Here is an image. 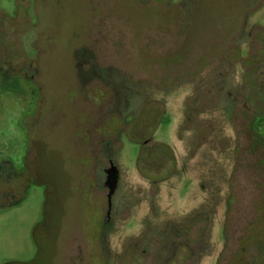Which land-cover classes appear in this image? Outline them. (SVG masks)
<instances>
[{
    "label": "rangeland",
    "instance_id": "obj_1",
    "mask_svg": "<svg viewBox=\"0 0 264 264\" xmlns=\"http://www.w3.org/2000/svg\"><path fill=\"white\" fill-rule=\"evenodd\" d=\"M11 20L0 57L36 59L46 103L0 83V264H264V0H0ZM114 149L133 198L108 213Z\"/></svg>",
    "mask_w": 264,
    "mask_h": 264
},
{
    "label": "flooded vegetation",
    "instance_id": "obj_2",
    "mask_svg": "<svg viewBox=\"0 0 264 264\" xmlns=\"http://www.w3.org/2000/svg\"><path fill=\"white\" fill-rule=\"evenodd\" d=\"M27 14L28 13L25 14V17L24 18L28 20ZM11 23H12V25L9 26V28H8L7 26L9 24H11ZM13 23H16L15 20H11L10 23L7 26L5 25V28L4 27H1V29H3L2 32H0V38H1V40H3L6 37V34L5 33L8 31L7 29L14 30L13 32L19 31V29L17 28V25H14ZM34 46H35V44H34ZM14 50H16V49H14ZM19 52H20V55H22V59H23V60L20 61V64L22 65V67L14 66V63H11L10 62L9 56L0 57V83L10 84V85H13V87L18 86V87L21 88L22 87L21 86V81L22 80L29 81L30 84H32V85H34V86H36L38 88V97L39 98L37 100V106H36V108H38V110L39 109H42L44 107L46 101H45L44 96H42V93H41L43 85H42V83H40V84L38 83V77H39V74H40V69H39L38 64L36 62V59H32L31 57H29L26 54L24 48L22 50L20 49ZM100 64L101 63H99L97 65V63H94L93 64L94 65V68L92 69V71L88 72L86 75H88V76H94L96 78H98V77L101 78L102 77V78H107L109 80H114L115 75L112 72H116L117 71L116 70L117 67L111 66L110 73L109 74H106V73H104V71L102 69H107L108 67L106 68L104 65L103 66H99ZM90 66L91 65H89V68H87V70H89L91 68ZM16 67H19L20 68V69L18 68L19 71H17L18 69ZM30 69H32L31 72H30ZM39 80H40V78H39ZM128 86H131L132 89H133V91H130L129 92L128 91V88H127ZM117 97H118L117 98L118 101L116 100V102L118 104L117 105V108H120L121 110H124L126 113H128L133 108L134 104L136 103V99L140 97V89L136 86V83H135V81L133 79L124 78V82H123L122 87H120L117 90ZM124 123L126 124V126L129 125V124H131L129 122L128 123L127 122H124ZM130 133H128V134H130ZM151 138L152 137H150L147 140H145L144 143H141V142H139L137 140H136V142L139 143L142 148H144V146L146 144H148V142H149V140ZM132 140H133V138H132ZM116 150L117 149H114L110 153V156H111L109 158L110 165L107 166V167L104 166V168H103V174L105 176V180H104V183L103 184L105 185L106 188H108V192L110 191V188L107 185L108 184L107 182H108L109 176H110L109 170H110L111 167L115 166V167H117V172H118V175H117V178H116L117 179L116 180V185H115V188H114V191H113V194H112V198H111V212L114 210V208H116L119 205L118 204L119 202H121V204H123L124 201H126L125 203H128L127 200H128V196H129V193L123 187L124 186V184H123V180L124 179H123V174L121 172V169H120V166H119L117 157H116ZM148 151H151V150H148ZM143 152H145V149H144ZM171 156L173 157V160H169V159L168 160L167 159H161V160H164V162L166 161V164H168V165L170 164V166L168 167L170 170H171V167H174V170H175L177 168V160H176V157H174L175 156L174 154H172ZM5 162L6 161H4L3 163H5ZM9 165L10 164H7V163L2 164V167L0 169V174H2V178H3V181H4V182L3 181L2 182L5 184V182H8V181L11 182L12 180H14L15 183L16 182L18 183L20 178H17V175H16L17 172H16L15 168H11ZM152 171L154 172V170H152ZM140 172L142 173L141 170H140ZM148 173H149V171L146 172V173H144V174L145 175L147 174V177H148V180H149V183H150L149 184V192L150 193L148 192V196H147V198H145V200H147V202H150V204L152 203V206H154V203H155L156 200L153 198V193L158 192V190H159V188L155 186V184L159 180H157L155 178H152V176L150 174H148ZM170 174H171V171H170ZM172 175H177V173L175 174L172 171ZM166 178H167V176H164V180ZM49 180L47 182V185L50 184V181ZM1 184L2 183H0V187H1ZM137 191L140 193V192H142V189L139 187L137 189ZM108 192H107V194H108ZM8 193L10 194V191L9 192H5L2 189V194L1 195H4L5 196ZM129 197L131 199L133 198L132 196H129ZM138 200L139 201H142V198L139 197ZM108 204H109V200H108ZM108 218L109 217H107V219ZM168 219L165 220V221H163V223L166 222L169 225H171L173 223V221H175V220H171V218H168ZM169 221H172V222H169ZM164 234L165 233H163L162 235H164ZM166 243H169V244L166 245ZM175 243H176L175 240H170V239L167 240V239H164L163 240V243H160L161 244L160 251H157L158 257L159 258L163 257L165 251L166 252H169L171 254L168 258H175V257H179V256L182 257L180 255L181 245L179 243H177V244H175ZM257 244L259 245V243H257ZM147 250H148V248L145 249V251H147ZM116 258H118V254H116L113 257L112 264L114 262H116ZM165 262H166V260H165ZM235 262H236V264H239V262L237 260Z\"/></svg>",
    "mask_w": 264,
    "mask_h": 264
},
{
    "label": "water",
    "instance_id": "obj_3",
    "mask_svg": "<svg viewBox=\"0 0 264 264\" xmlns=\"http://www.w3.org/2000/svg\"><path fill=\"white\" fill-rule=\"evenodd\" d=\"M109 180H108V186L110 188V191L108 192V200H109V206H108V213L111 209V198H112V194H113V191H114V188H115V185H116V178H117V175H118V172H117V167L113 166L110 168L109 170Z\"/></svg>",
    "mask_w": 264,
    "mask_h": 264
}]
</instances>
